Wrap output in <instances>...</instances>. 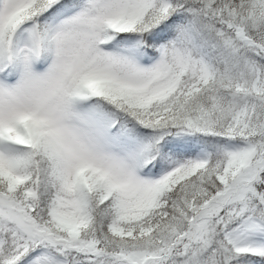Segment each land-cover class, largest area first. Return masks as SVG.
I'll return each instance as SVG.
<instances>
[{
  "label": "snow or ice",
  "instance_id": "obj_1",
  "mask_svg": "<svg viewBox=\"0 0 264 264\" xmlns=\"http://www.w3.org/2000/svg\"><path fill=\"white\" fill-rule=\"evenodd\" d=\"M0 264H264V0H0Z\"/></svg>",
  "mask_w": 264,
  "mask_h": 264
}]
</instances>
